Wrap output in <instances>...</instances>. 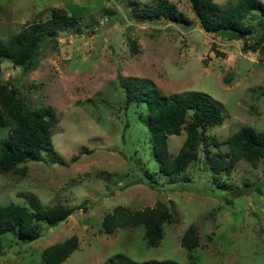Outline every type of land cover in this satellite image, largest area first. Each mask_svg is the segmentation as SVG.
Listing matches in <instances>:
<instances>
[{"label": "rangeland", "instance_id": "1", "mask_svg": "<svg viewBox=\"0 0 264 264\" xmlns=\"http://www.w3.org/2000/svg\"><path fill=\"white\" fill-rule=\"evenodd\" d=\"M161 1L188 23L156 16ZM54 9L75 22L45 38L33 70L1 62V81L28 108L52 106L59 122L43 161L19 164L24 175L0 173V204L33 197L44 207L63 204L71 214L54 227L40 222V236L30 242L0 234V264H45L43 249L71 236L78 248L60 264H105L116 256L124 264H187L180 239L190 225L197 229L191 251L197 264H264V159L255 166L240 160L228 174L210 169L241 127L264 132V62L247 48L255 38L204 32L189 0H0V42L46 21ZM253 17L246 23L258 20ZM144 83L159 97L201 92L221 108L223 123L205 130L196 159L177 175L158 170L145 104L124 109L126 86ZM8 133L0 125V141ZM184 140L183 130L169 137L171 155ZM158 201L173 215L158 246L147 245L143 226L102 231L104 215L116 206L134 212Z\"/></svg>", "mask_w": 264, "mask_h": 264}, {"label": "trees", "instance_id": "2", "mask_svg": "<svg viewBox=\"0 0 264 264\" xmlns=\"http://www.w3.org/2000/svg\"><path fill=\"white\" fill-rule=\"evenodd\" d=\"M191 9L204 32L227 40H242L252 36L250 48L264 62V3L261 0H236L230 5L221 6L214 0H189ZM176 22L188 23L175 5L161 1L154 11ZM258 20L246 23L247 20ZM75 17L60 9H54L46 20L34 23L0 42L1 62L9 60L23 73L33 70L36 58L44 47V40L52 37L55 31L75 22ZM228 82V78H225ZM124 109L131 104L144 103L146 110L147 133L151 139L152 153L158 162V170L166 176L177 175L196 159L197 150L203 144L207 128L218 127L224 117L220 106L206 94L192 92L183 96L159 97L148 84L126 86ZM59 122L52 106L28 108L19 91L0 79V125L8 126L9 133L0 141V173L24 175L27 161H43L41 151L52 149L51 129ZM127 128V123H125ZM125 130V129H124ZM185 132V140L177 154L171 155L168 149L169 137ZM228 150L218 153L210 161V169L215 173H230L237 162L245 160L255 166L264 159V132H256L249 126L241 127L227 138ZM214 143L216 141L214 140ZM227 157V159L225 158ZM52 161V160H51ZM147 178V174L144 172ZM82 208V205H80ZM71 210L63 204L44 207L33 197L23 205L10 202L0 204V234L10 233L21 242H30L40 236V222L54 227L65 220ZM173 220L169 207L158 201L153 207H145L134 212L124 206H116L111 213L104 215L101 229L109 234L115 228L129 229L144 227V237L150 247L160 244L164 232L163 225ZM188 251L187 264H197L191 251L198 246L196 226L190 225L180 239ZM78 248V239L71 236L56 242L41 253L45 264H60ZM105 264H124L121 256L110 259ZM148 264H177L172 260H151Z\"/></svg>", "mask_w": 264, "mask_h": 264}]
</instances>
